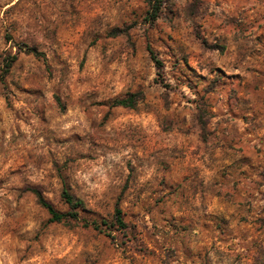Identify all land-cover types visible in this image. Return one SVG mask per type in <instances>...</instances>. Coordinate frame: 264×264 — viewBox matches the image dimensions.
I'll return each mask as SVG.
<instances>
[{
    "label": "rangeland",
    "instance_id": "374dc122",
    "mask_svg": "<svg viewBox=\"0 0 264 264\" xmlns=\"http://www.w3.org/2000/svg\"><path fill=\"white\" fill-rule=\"evenodd\" d=\"M0 264H264V0H0Z\"/></svg>",
    "mask_w": 264,
    "mask_h": 264
},
{
    "label": "trees",
    "instance_id": "16d2710c",
    "mask_svg": "<svg viewBox=\"0 0 264 264\" xmlns=\"http://www.w3.org/2000/svg\"><path fill=\"white\" fill-rule=\"evenodd\" d=\"M158 17H159V9L156 5H153V9L149 12V19L151 21H154ZM25 48H26V51L32 52L36 56H39V57H45L46 56L44 52L38 51L34 47L27 46ZM150 51L153 54L152 56H153V58L157 64V67L159 68V70H162L163 69V62L161 61V59H159L155 56V53L153 52L152 49H150ZM11 64H12L11 61L7 62V64H6L7 70L11 66ZM139 96H140L139 93H130L127 97L120 98L116 102L118 105H121V106L134 107L137 100L139 99ZM36 194H37L39 203L43 207H45L48 210V212L50 213L52 221H62L66 218H79V211L81 208L84 207L83 201L81 199H76L68 190H64L63 197L70 206L69 211L58 210L49 200H47L42 195V193H40L39 191H36ZM115 217H116L117 222L120 225L126 224L124 221L123 212H122L120 207L116 208ZM86 224H91L95 228H99V224L95 221L91 222V223L87 221Z\"/></svg>",
    "mask_w": 264,
    "mask_h": 264
}]
</instances>
